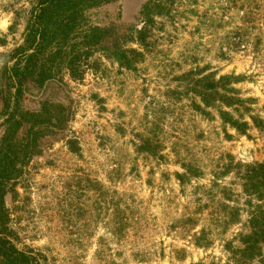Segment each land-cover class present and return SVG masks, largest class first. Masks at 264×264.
<instances>
[{
	"label": "rangeland",
	"instance_id": "obj_1",
	"mask_svg": "<svg viewBox=\"0 0 264 264\" xmlns=\"http://www.w3.org/2000/svg\"><path fill=\"white\" fill-rule=\"evenodd\" d=\"M35 2L0 0V77ZM89 27L105 34L80 76L61 63L20 102L71 115L5 198L17 246L48 264H233L226 244L249 232L242 176L264 162V0H112L83 12ZM221 77L233 101L206 105Z\"/></svg>",
	"mask_w": 264,
	"mask_h": 264
},
{
	"label": "trees",
	"instance_id": "obj_2",
	"mask_svg": "<svg viewBox=\"0 0 264 264\" xmlns=\"http://www.w3.org/2000/svg\"><path fill=\"white\" fill-rule=\"evenodd\" d=\"M112 0H36L23 32L21 44L13 50L12 64L1 74L0 87V264H48L43 254L29 247H18L10 228V213L5 198L24 174L29 161L41 153L44 137L62 132L70 118L69 108L49 99L41 100L38 110H27L20 102L41 96L65 63L69 76H80L79 61L89 56L90 48L99 44L105 30L81 29L83 12ZM59 59V61H57ZM58 63V64H57ZM228 78L211 80L203 86L201 100L208 98L229 105L232 98L218 90ZM36 93V94H35ZM35 98V97H34ZM225 123L243 133L247 123L222 114ZM75 141L67 140L71 151ZM243 192L249 199V232L239 238V246L226 244L233 264H264V162L245 169Z\"/></svg>",
	"mask_w": 264,
	"mask_h": 264
}]
</instances>
